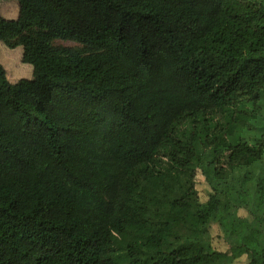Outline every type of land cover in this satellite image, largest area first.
Here are the masks:
<instances>
[{"label":"trees","instance_id":"obj_1","mask_svg":"<svg viewBox=\"0 0 264 264\" xmlns=\"http://www.w3.org/2000/svg\"><path fill=\"white\" fill-rule=\"evenodd\" d=\"M0 1V264H264V0Z\"/></svg>","mask_w":264,"mask_h":264},{"label":"rangeland","instance_id":"obj_2","mask_svg":"<svg viewBox=\"0 0 264 264\" xmlns=\"http://www.w3.org/2000/svg\"><path fill=\"white\" fill-rule=\"evenodd\" d=\"M19 8L16 2H2L0 1V17L5 19H15L18 17ZM57 47H71V48H82V45H79L75 42H63L58 41L54 43ZM22 47H19L15 50H8L3 44H0V63L7 71L8 79L11 83L15 84L21 79H31L32 78V69L30 66L22 63ZM196 189L198 191L199 197L202 201H206L209 195L212 193L211 188L207 185L205 178L201 175L200 172L197 173L195 179ZM214 186L218 191H225L231 189L228 185L223 183L221 179L217 178L214 180ZM241 217H247V213L244 210L239 211ZM225 220L223 214H218L212 222L211 227V240L213 246L216 250L227 252L228 244L225 242L221 229L220 223ZM234 234L237 237L243 238V232L240 227L234 229ZM247 241V246L250 247L251 251L255 250L257 243L254 241ZM249 259L245 256L238 260L235 264H248Z\"/></svg>","mask_w":264,"mask_h":264}]
</instances>
